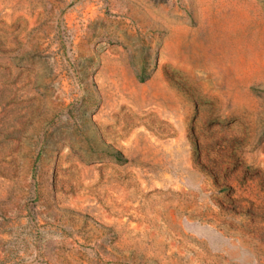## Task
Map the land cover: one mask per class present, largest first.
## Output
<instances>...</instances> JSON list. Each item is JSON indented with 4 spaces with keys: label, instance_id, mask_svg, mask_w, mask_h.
<instances>
[{
    "label": "rangeland",
    "instance_id": "374dc122",
    "mask_svg": "<svg viewBox=\"0 0 264 264\" xmlns=\"http://www.w3.org/2000/svg\"><path fill=\"white\" fill-rule=\"evenodd\" d=\"M0 264H264V0H0Z\"/></svg>",
    "mask_w": 264,
    "mask_h": 264
}]
</instances>
